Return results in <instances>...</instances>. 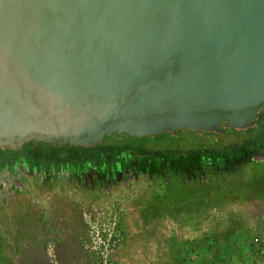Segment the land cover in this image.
<instances>
[{
    "label": "water",
    "instance_id": "1",
    "mask_svg": "<svg viewBox=\"0 0 264 264\" xmlns=\"http://www.w3.org/2000/svg\"><path fill=\"white\" fill-rule=\"evenodd\" d=\"M262 108L264 0H0L10 147Z\"/></svg>",
    "mask_w": 264,
    "mask_h": 264
},
{
    "label": "rangeland",
    "instance_id": "2",
    "mask_svg": "<svg viewBox=\"0 0 264 264\" xmlns=\"http://www.w3.org/2000/svg\"><path fill=\"white\" fill-rule=\"evenodd\" d=\"M193 126L191 120L184 119L179 122L182 133L145 130L140 136L112 127L97 142L139 149L193 146L199 151L195 155L204 158L206 170L212 172L210 164L215 157L228 156L221 144L230 138L223 131L219 133L224 137L218 141L211 139L206 129L201 134L186 131ZM11 152L0 141V163L10 159ZM110 156L93 160L100 173H110L114 164H121V169L129 167L131 160L120 157L115 162ZM209 158L213 162L209 163ZM33 159L37 165L39 157L25 156L29 164ZM202 160L196 161L191 153L160 154V164L171 167L165 196L172 203L165 212H147L157 204L145 200L152 195V188L146 187L153 182L161 185L164 180L162 175L149 181L147 172L137 186L126 182L125 188L119 182L118 190L110 196L112 203L106 202L109 193L105 190L103 196L90 201L89 195H76L72 183L55 176L54 190L45 184L37 186L34 176L20 177L14 187L0 186V264H264V161L256 164L252 176L228 168L225 185L214 174L199 186L191 167H200ZM138 162L144 171H155L147 160ZM75 163L88 162L81 159ZM233 175H238L235 183ZM82 188L88 190L89 184L84 182ZM206 193L209 199L204 197ZM239 243L247 245L245 259L240 256Z\"/></svg>",
    "mask_w": 264,
    "mask_h": 264
},
{
    "label": "flooded vegetation",
    "instance_id": "3",
    "mask_svg": "<svg viewBox=\"0 0 264 264\" xmlns=\"http://www.w3.org/2000/svg\"><path fill=\"white\" fill-rule=\"evenodd\" d=\"M225 118L230 117L226 115ZM233 120L238 122V127L240 126L239 124L245 125L247 121L250 122L251 125H249V127L251 128V131H243L242 135L238 133H224V135L229 136L230 140L222 143L221 148L222 151H226L228 156L222 157L221 155L220 157H215L214 163L210 164L211 167L214 168V170L212 169V172L206 170V160L202 157H199V155H195L196 152L199 153L197 149H194V151L191 153L196 158V161L200 160V158L204 160H202L203 163L200 167H191L193 172L192 177L199 179V186H203L205 183H207L209 179L208 177H211L214 174L219 175L220 180L224 181L223 185H225L227 183L225 179L228 168H231L233 172L238 170L237 174L241 173L252 176L255 172L256 164L262 163L264 161V108L260 109L253 117L244 116ZM169 123L170 122L165 121L163 124L175 126L172 123H170L171 125ZM256 138L259 141H255ZM65 143V141L55 143L54 146H52V149L50 148V145L47 146L41 144H31L29 146H25L24 143L21 146H18L19 144L14 145L15 147L13 148H15V154L13 152V155L10 157V159H2L3 161L0 163V186L3 185L7 188L10 186L14 187V185L17 186V183L21 182L20 177L29 178L34 176L37 186L45 184V186L47 185L46 187H52V190H54V187L57 186L54 184L53 177L55 176L57 179L63 178L67 182L72 183V188L74 189L76 195H80V192L83 193L82 195H89L90 201L93 200V197L98 199L100 196H103V192L105 190V193H109L106 202L108 201L109 203H112V201H110V196L112 193L118 190L119 182L123 183L125 188H128L127 186L129 185L126 182H131V184H135L137 186L141 175L144 174V172H147L149 181H152V179H160L162 175L164 177L163 183L161 185H156V182H153V185L151 184L149 187H146L148 190H151L152 188V195H147L145 200L149 202L152 199V202L157 204V206H154L153 209L147 210V212H165L167 211V209H165L167 204L170 205V203H172L171 198H167V196H165L167 192L166 184H168L170 179L171 167H169V164H164L163 166L160 164V154L154 153L151 157H149L146 153L128 151L126 156L122 157L123 161L131 160L128 168L121 169V164H114L111 166L110 173L103 174L100 173V169H98L92 163L93 159L91 161L87 160L88 163H85V165L75 163L82 159V157H79L78 154L75 155V148H68V153L71 154L72 158H66L64 153ZM90 143L91 141L89 140V143L87 144ZM36 146H39L41 151L43 150V157H39V163L37 165L34 164L35 160L37 159H33L32 164H29V161L25 160V156L29 157L30 151L36 148ZM206 148L208 151L209 148ZM214 148L215 146L211 147L210 149ZM49 149H51L54 154L48 155L49 153H47V151ZM108 154L109 156L112 155L113 151H109ZM142 154L145 156H142ZM212 159L213 158H209L207 161L209 163L213 162ZM68 160H71L72 162H68ZM139 160H147V165L154 168L155 171H144L141 168V163L138 162ZM214 166H217V168ZM236 176L233 175L232 183H235V180H237ZM188 180L191 181V177H188ZM84 182L89 184L90 190H83L82 186ZM227 194H229V191H227ZM200 195L201 194L198 196L197 194V197L200 198ZM204 197L209 199L207 193L204 195ZM198 198L197 201L199 200ZM98 203L99 202L96 201L95 205H98ZM188 206L189 205H187L185 209H187Z\"/></svg>",
    "mask_w": 264,
    "mask_h": 264
},
{
    "label": "trees",
    "instance_id": "4",
    "mask_svg": "<svg viewBox=\"0 0 264 264\" xmlns=\"http://www.w3.org/2000/svg\"><path fill=\"white\" fill-rule=\"evenodd\" d=\"M233 119H236V118H225V117H216L214 119H210L208 121V123H205L204 120H199V121H196L194 120L193 118L192 119H189L191 120V122L194 124L193 127H189V130H186V131H195L194 134H196V132H202V130L206 129L208 130L206 134H208L211 139L215 140V141H218L219 138L223 137L222 136V133L225 132V133H238L240 135H242V132L243 131H251V128L249 127V125H251L250 122H246L245 125L243 124H239L240 128L238 127V122H235L236 120H233ZM182 121V120H181ZM179 121V122H181ZM224 122L222 123L221 126H219V123L220 122ZM233 121V123H232ZM179 122H177V124L175 126H169V125H159L158 127H154V126H151L149 124L147 125H130L128 127H121V126H114V127H121L123 133H129V130L130 132H133L132 134L130 135H136L137 136H140L143 131L145 130H149V131H155V130H162V131H167L171 134H174L177 132H183V130H181V128L179 127ZM226 122V123H225ZM171 127H173V129L171 130ZM191 129V130H190ZM136 134H134L135 132ZM220 131H223L222 133H219ZM201 134V133H199ZM221 136V137H220ZM255 141H259L257 138L255 139ZM60 142H63V141H44V140H39V139H34V140H31V141H26V142H23V143H20L18 146H21L22 144L25 143V146H29L31 144H41V145H50V148L52 149V146H54L55 143H60ZM65 149H64V153H65V157L66 158H72L71 157V154H69V150L68 148H75L74 149V152H75V155L78 154L79 157H82V159H85V161H91L92 159H96V158H101L103 160L107 159V157L109 156V151H113V154L111 155V158L113 161L116 162V160L120 157H124L126 156V153L128 151H133V152H136V153H146L147 156L151 157L152 154L156 153V154H161V153H164L166 155L169 156H172V154H174L175 152H178V153H192L195 149V147L193 146H190V147H178L176 150L175 149H171L169 147L165 148V149H150V148H146V147H143V148H137V147H134V146H130V145H126V144H122V145H108V144H105V145H100L98 142H97V139H94V140H91V143L90 144H87L86 141L84 142V140H67L65 141ZM2 146H4V148L6 150H8L9 152L11 150L14 151L15 146L13 147H10L8 144H5V143H2ZM49 149L47 151V153H49L48 155H52L54 154V152H52V150ZM207 149V148H206ZM208 152V151H207ZM142 156H145L144 154H142ZM31 157H43V150L41 151L39 149V146H36V148H34L32 151H30L29 153V158ZM50 157V156H49ZM84 161V160H83Z\"/></svg>",
    "mask_w": 264,
    "mask_h": 264
},
{
    "label": "crops",
    "instance_id": "5",
    "mask_svg": "<svg viewBox=\"0 0 264 264\" xmlns=\"http://www.w3.org/2000/svg\"><path fill=\"white\" fill-rule=\"evenodd\" d=\"M256 242V241H255ZM239 245V247H240V256H241V258L243 257V256H245L246 255V257L248 256V250L246 249V247H247V245H245V244H238ZM197 256H192V258H196ZM245 257V258H246ZM244 258V257H243ZM244 258V259H245ZM239 264H240V262H239Z\"/></svg>",
    "mask_w": 264,
    "mask_h": 264
},
{
    "label": "built area",
    "instance_id": "6",
    "mask_svg": "<svg viewBox=\"0 0 264 264\" xmlns=\"http://www.w3.org/2000/svg\"><path fill=\"white\" fill-rule=\"evenodd\" d=\"M248 264H254V263H252V262H249Z\"/></svg>",
    "mask_w": 264,
    "mask_h": 264
}]
</instances>
